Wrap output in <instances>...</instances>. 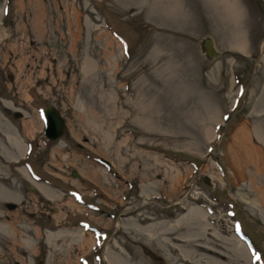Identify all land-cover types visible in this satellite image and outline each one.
<instances>
[{"label": "rangeland", "instance_id": "374dc122", "mask_svg": "<svg viewBox=\"0 0 264 264\" xmlns=\"http://www.w3.org/2000/svg\"><path fill=\"white\" fill-rule=\"evenodd\" d=\"M236 3L0 0V183L25 240L0 230V264H264V0Z\"/></svg>", "mask_w": 264, "mask_h": 264}, {"label": "bare ground", "instance_id": "6f19581e", "mask_svg": "<svg viewBox=\"0 0 264 264\" xmlns=\"http://www.w3.org/2000/svg\"><path fill=\"white\" fill-rule=\"evenodd\" d=\"M220 2L221 5H223L225 7V9L228 11V13L232 16V17H235L238 13H239V7H238V4L236 3V0H217V2ZM40 117V116H39ZM44 128H46V126H44ZM29 132V131H28ZM46 135H50L49 132H46L45 129H43V136L45 138ZM30 136V135H29ZM257 137V140L259 142H262L263 141V138L261 135H258L256 136ZM8 139H11V142L13 143V145L19 150L21 151V155L24 154L22 152H24V150H22V146L21 144L18 143L17 140H15L14 138H9ZM256 153V152H254ZM11 156V155H10ZM255 158L257 159H262V156H260L259 154H256V155H251V159H254ZM102 163V162H101ZM17 167V166H16ZM96 168V167H95ZM18 170L19 172H22V174L27 178L28 181H30L32 183V185L34 186V188L40 193V195L42 197H45L47 199H50V200H55L58 198V196L56 195V193L52 190V188L46 186L45 184L39 182L40 180H38V183H36L34 180L31 179V177L28 175V173L26 172V170L23 168V167H18ZM238 173V172H237ZM90 174H92L93 177H96V172L95 171H91ZM101 176V175H100ZM238 176V180L240 178V176H244V173H242L241 175L238 173L237 174ZM245 177V176H244ZM255 178H257L255 176ZM76 179V178H75ZM258 180H255V184H252L251 185V188H252V191L253 193L255 194V200L254 202H252V205L254 206H257L261 209L264 210V182H257ZM260 184V185H258ZM14 191L13 188H9V187H6L0 183V230H3V229H9V231L11 232V236H10V243L13 244V245H18L20 248L22 247V244L25 245V240L23 241L22 240V237L23 234L20 232L21 228L19 227H16V223L19 221L18 219V216L16 215V211L13 212V208L11 204V201H16L18 200L16 195L14 194ZM17 194V193H16ZM257 203V205H255ZM259 204V205H258ZM199 215H201V213L198 214V212H195L194 214V217H196L197 219L199 218ZM20 216V214H19ZM204 218V216L202 217ZM149 220V219H148ZM21 221V220H20ZM27 223V222H26ZM151 223V222H150ZM149 224V223H148ZM20 226V225H19ZM177 226V224H176ZM23 227V226H22ZM26 228V227H25ZM134 228V227H133ZM171 228V227H170ZM173 228V227H172ZM204 228V227H203ZM148 226H140L137 227V231L138 232H143V233H149L148 231ZM151 229V228H150ZM164 229V228H163ZM59 230V229H58ZM206 230V229H205ZM4 231V230H3ZM8 231V232H9ZM32 231V229H31ZM63 231V230H62ZM23 232L25 233V230H24V227H23ZM33 232V231H32ZM0 233H3V232H0ZM36 233V232H35ZM9 234V233H8ZM60 234L62 235L61 231H57V232H54V233H50L48 235V239H51V241H55L53 243V247L56 248L57 247V239L58 237L60 236ZM150 234V233H149ZM151 235V234H150ZM177 235V234H176ZM27 236V235H26ZM30 236V235H29ZM34 236V235H33ZM36 236V234H35ZM146 236V235H145ZM154 236V235H153ZM163 236V235H160V237ZM182 236V235H181ZM148 237V236H146ZM159 237V236H158ZM175 237V236H174ZM30 238V237H29ZM176 238H178V236H176ZM180 238V237H179ZM185 238V237H184ZM47 239V238H46ZM47 239V240H48ZM196 239V238H195ZM161 240V239H159ZM182 240V239H181ZM163 241V239H162ZM239 241V240H238ZM157 242V240L155 241ZM167 242V241H166ZM174 242V241H173ZM240 242V241H239ZM163 243V242H162ZM170 243V242H169ZM183 243V242H182ZM186 243V242H185ZM190 243V242H189ZM30 243H28L29 245ZM49 244V243H48ZM160 244V243H159ZM50 245V244H49ZM78 245L81 249L85 248V246L89 245V242H87L85 239L84 240H80L78 241ZM177 245V244H176ZM10 246V245H9ZM27 246V244H26ZM171 246V244H170ZM174 246V244L172 245ZM178 246V245H177ZM203 246V245H202ZM241 243L239 245V250H242L241 249ZM13 247V246H12ZM88 247V246H87ZM8 248V247H7ZM10 248V247H9ZM12 249V248H11ZM23 249V248H22ZM177 249V248H176ZM179 249V248H178ZM195 249V248H194ZM196 249H200V251L203 252L204 255H199L198 260L200 259H204V260H207V259H211L212 261L214 260L213 257L216 259V258H221V254L218 253L217 251L215 250H212V249H209L207 247H202L200 248V246H198ZM18 250V249H17ZM9 251V250H8ZM168 253V252H167ZM176 254V253H175ZM195 254V253H193ZM200 254V253H199ZM168 257H166L167 259ZM196 258V257H195ZM191 260V259H190ZM210 260V261H211ZM220 260V259H219ZM194 261V260H193ZM194 264V263H193Z\"/></svg>", "mask_w": 264, "mask_h": 264}, {"label": "water", "instance_id": "95a60500", "mask_svg": "<svg viewBox=\"0 0 264 264\" xmlns=\"http://www.w3.org/2000/svg\"><path fill=\"white\" fill-rule=\"evenodd\" d=\"M201 49L205 53L207 59H214L218 55L217 50L213 46V41L210 38H205L202 40ZM39 116L43 123V126H46V128H44L45 131L50 133V135H46V139L52 141L57 140L62 136L63 132L66 131L64 120L55 108L51 106H45L40 109ZM99 161L106 166L108 165V162L102 158H100ZM71 176L75 178L79 177L75 170L71 171ZM203 180L207 183L206 178H204ZM150 256L151 258L155 259L153 255L150 254Z\"/></svg>", "mask_w": 264, "mask_h": 264}, {"label": "flooded vegetation", "instance_id": "af4514ba", "mask_svg": "<svg viewBox=\"0 0 264 264\" xmlns=\"http://www.w3.org/2000/svg\"><path fill=\"white\" fill-rule=\"evenodd\" d=\"M63 134L65 135V132H63ZM63 134H62V136H63ZM81 202H82V204H84V205H88V204H86L85 200H84V201H81Z\"/></svg>", "mask_w": 264, "mask_h": 264}, {"label": "trees", "instance_id": "16d2710c", "mask_svg": "<svg viewBox=\"0 0 264 264\" xmlns=\"http://www.w3.org/2000/svg\"><path fill=\"white\" fill-rule=\"evenodd\" d=\"M215 162L218 164V162L216 161V159H215Z\"/></svg>", "mask_w": 264, "mask_h": 264}]
</instances>
